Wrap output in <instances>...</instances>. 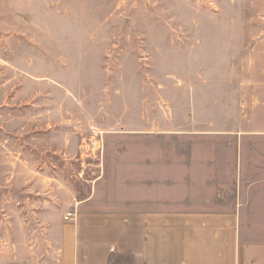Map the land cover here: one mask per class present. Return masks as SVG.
<instances>
[{
  "label": "rangeland",
  "instance_id": "374dc122",
  "mask_svg": "<svg viewBox=\"0 0 264 264\" xmlns=\"http://www.w3.org/2000/svg\"><path fill=\"white\" fill-rule=\"evenodd\" d=\"M145 136L264 153V0H0V264L49 259Z\"/></svg>",
  "mask_w": 264,
  "mask_h": 264
},
{
  "label": "crops",
  "instance_id": "0c3cea01",
  "mask_svg": "<svg viewBox=\"0 0 264 264\" xmlns=\"http://www.w3.org/2000/svg\"><path fill=\"white\" fill-rule=\"evenodd\" d=\"M248 138L168 137L193 146L164 157L162 137H140L149 146L137 163L121 183L96 180L43 264H264V153H244ZM195 140L236 147L206 152Z\"/></svg>",
  "mask_w": 264,
  "mask_h": 264
},
{
  "label": "built area",
  "instance_id": "2783aa9c",
  "mask_svg": "<svg viewBox=\"0 0 264 264\" xmlns=\"http://www.w3.org/2000/svg\"><path fill=\"white\" fill-rule=\"evenodd\" d=\"M76 216L75 213H69L67 216H66V220H69V219H74Z\"/></svg>",
  "mask_w": 264,
  "mask_h": 264
}]
</instances>
